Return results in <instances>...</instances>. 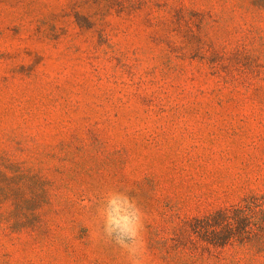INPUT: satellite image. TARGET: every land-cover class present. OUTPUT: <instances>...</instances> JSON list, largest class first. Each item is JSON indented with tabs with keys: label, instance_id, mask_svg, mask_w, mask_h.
I'll list each match as a JSON object with an SVG mask.
<instances>
[{
	"label": "rangeland",
	"instance_id": "374dc122",
	"mask_svg": "<svg viewBox=\"0 0 264 264\" xmlns=\"http://www.w3.org/2000/svg\"><path fill=\"white\" fill-rule=\"evenodd\" d=\"M0 170V264H131L110 192L142 264H234L194 218L264 191L263 1L0 0Z\"/></svg>",
	"mask_w": 264,
	"mask_h": 264
},
{
	"label": "trees",
	"instance_id": "16d2710c",
	"mask_svg": "<svg viewBox=\"0 0 264 264\" xmlns=\"http://www.w3.org/2000/svg\"><path fill=\"white\" fill-rule=\"evenodd\" d=\"M24 177L22 170H18V175L0 170V178L7 182L6 186L0 184V205L11 202L17 209L7 216L8 222H21L25 218L26 211L21 206L25 202L21 196ZM20 178L21 182H14ZM194 221L196 231L207 235L215 248H234L230 256L234 264H264V191L249 194L239 203L196 217Z\"/></svg>",
	"mask_w": 264,
	"mask_h": 264
},
{
	"label": "clouds",
	"instance_id": "9594fccd",
	"mask_svg": "<svg viewBox=\"0 0 264 264\" xmlns=\"http://www.w3.org/2000/svg\"><path fill=\"white\" fill-rule=\"evenodd\" d=\"M101 216L103 233L127 253L131 264H142L143 214L134 199L123 192L108 193Z\"/></svg>",
	"mask_w": 264,
	"mask_h": 264
}]
</instances>
